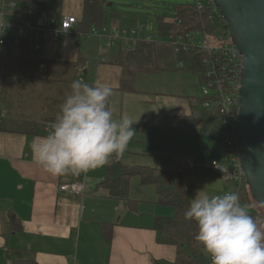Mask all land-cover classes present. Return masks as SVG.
<instances>
[{"label": "crops", "instance_id": "crops-1", "mask_svg": "<svg viewBox=\"0 0 264 264\" xmlns=\"http://www.w3.org/2000/svg\"><path fill=\"white\" fill-rule=\"evenodd\" d=\"M84 1L64 0L61 17L73 16L79 22ZM36 20L29 1L0 0V27L15 29L7 37L9 52L12 56L26 53L33 58L31 62L3 59L0 63V264L18 261L36 264L174 262L176 248L156 241V217L172 214L158 204L153 187L132 180L130 197L137 202L134 209L109 198L106 190H96V185L105 177V166L78 176H52L33 162L32 141L48 134L61 103L71 92V83L77 79L85 82L84 77L89 75L87 62L96 45L93 40L98 41L99 59L103 53L109 57L111 52L101 50L99 38L92 35L79 40L71 32L54 40L51 31L29 37L18 33V29L32 26ZM87 37L91 38L85 40ZM37 41L38 51L33 46ZM138 43L141 42L127 47L119 45L130 54L129 50L134 46L136 50ZM135 57L134 54L132 58ZM79 59L86 61L83 77L69 66ZM99 59L95 62L98 69L95 84L99 82L118 89L122 66L115 63L117 60L99 63ZM124 100L134 103L135 118L147 121L143 110L147 104L143 100L129 93L124 94ZM38 125L42 126L39 131ZM208 169V173L217 176ZM190 175L185 173L187 190ZM73 183L85 186L83 195L60 192L61 186ZM12 215L19 219L18 223L11 224ZM104 226L110 227V238L106 237Z\"/></svg>", "mask_w": 264, "mask_h": 264}, {"label": "rangeland", "instance_id": "rangeland-1", "mask_svg": "<svg viewBox=\"0 0 264 264\" xmlns=\"http://www.w3.org/2000/svg\"><path fill=\"white\" fill-rule=\"evenodd\" d=\"M189 2L190 0H110L109 5L112 4V6L106 14L104 25L109 30L115 31L137 29L140 25H145L148 30L152 24L157 28L158 16L171 17L176 5ZM114 13L118 15L117 19L112 18ZM87 38L85 40L91 37ZM93 43L96 44L95 49L91 51L92 56L87 62L89 75L84 77L85 83L90 85H95V76L98 73L95 62L98 61L100 54L98 41L93 40ZM150 46L149 58L143 63L154 71L135 75L136 92L112 89L110 106L113 109L114 118L127 116L129 119L138 121L132 120V127L136 133L126 151L120 156L122 161L133 163L131 166L147 164L159 169L179 171L184 174V181L185 173L191 174V178L187 180L191 201L197 191L211 195L232 190L224 178L208 173V164L214 159H222L219 151L220 137L213 131L194 132L186 122L177 124L167 119L190 112L188 100L180 96L203 98L199 76L183 71L185 67L181 69L178 67L176 56L170 45L159 43L154 48H152L154 45ZM132 49L129 50L131 54L135 51V46ZM124 50L128 49H122L118 45L110 50L109 57L105 56V53L102 57L106 62H113L123 58L124 53H128ZM122 77L121 75L119 87ZM128 93L147 104L143 107L147 121L140 122L134 117V103L124 100V94ZM135 180L140 182L139 178ZM163 208L174 214L171 207ZM252 210L257 213L258 220L264 223V210L255 201ZM249 213L252 214L251 211Z\"/></svg>", "mask_w": 264, "mask_h": 264}, {"label": "trees", "instance_id": "trees-1", "mask_svg": "<svg viewBox=\"0 0 264 264\" xmlns=\"http://www.w3.org/2000/svg\"><path fill=\"white\" fill-rule=\"evenodd\" d=\"M64 0H32L30 7L32 17L40 18L47 15L50 19L58 23L61 20V12ZM110 0H85L82 19L76 23L72 34L80 40L83 36L91 35L93 29H102L105 27V17L109 12ZM173 20H166L163 16H158V35L162 38L174 39L178 36L207 28L210 32L214 31L215 25L206 16L205 13H198L190 4H181L174 7ZM112 18L117 19L118 15L112 14ZM213 34V33H211ZM158 43H138L135 52L132 54H123L115 62L123 68V77L119 90L122 92H136L134 88V77L137 73L152 72L154 69L146 67L143 62L148 59V52ZM168 44V42H162ZM171 46V45H170ZM172 47V46H171ZM173 48V47H172ZM174 52V50H173ZM136 55V59L132 58ZM132 55V56H131ZM6 57V58H5ZM209 57L205 50H195L181 52L176 56L178 62H183L185 69L189 73H195L199 76L201 83L205 81V68L203 61ZM3 59L15 62H31L33 58L29 55L20 54L12 56L7 45L0 47V63ZM34 62V61H32ZM86 61L79 59L76 63H70V67L76 69L79 76L83 77ZM190 112L185 116H175L167 118L177 124L188 123L194 132L207 133L213 131L215 134L220 133L221 107L215 104V99H209L211 108L206 109L202 106L208 99L187 98ZM110 104V98H109ZM38 131L42 128L38 125ZM33 133V132H32ZM39 133V132H38ZM139 178L144 186H151L155 189L158 204L171 207L174 214L170 217H156L154 231L156 232V241L162 245H169L176 248V258L172 263L160 262L161 264H209V254L203 249L195 239L197 226L194 221L184 219V212L189 207L191 200L184 181V174L179 171L165 170L155 167L130 166L121 160V157L113 156L110 163L105 165V177L96 185V190L104 189L107 191L109 198L122 201L128 207L133 208L137 202L130 197V186L133 179ZM230 189L235 190L240 197L242 204H247L249 212L258 221L257 213L253 212V198L247 179L241 184L236 185L227 182ZM260 206V205H259ZM135 209V207H134ZM263 209V208H262ZM11 224H16L19 219L15 216L10 217ZM106 237L110 238V227L104 226ZM13 264H36L35 262H15Z\"/></svg>", "mask_w": 264, "mask_h": 264}, {"label": "clouds", "instance_id": "clouds-1", "mask_svg": "<svg viewBox=\"0 0 264 264\" xmlns=\"http://www.w3.org/2000/svg\"><path fill=\"white\" fill-rule=\"evenodd\" d=\"M47 135L31 143L33 162L52 176L80 175L120 157L135 131L127 116L114 118L112 88L75 80ZM184 219L197 226L196 241L211 264H264V223L258 222L235 190L197 191Z\"/></svg>", "mask_w": 264, "mask_h": 264}, {"label": "built area", "instance_id": "built-area-1", "mask_svg": "<svg viewBox=\"0 0 264 264\" xmlns=\"http://www.w3.org/2000/svg\"><path fill=\"white\" fill-rule=\"evenodd\" d=\"M188 4L198 13H205L209 17L215 25L214 31L210 32L209 29L203 28L174 39L162 38L158 35V26L155 28L151 23L148 30L145 25H140L137 29H122L120 31L104 27L93 29L91 35L99 38L103 51L111 50L120 43L126 44L127 47L136 42L158 44L168 42L173 47L175 56L184 51L205 50L209 57L203 61L205 81L201 83V87L203 98L208 101H205L202 106L206 109L211 108L209 99L213 98L215 104L221 107V129L218 136L221 139L219 151L222 154V159L212 160L208 164V168L219 177L224 178L226 183L241 185L246 180V175L237 144L236 123L241 108L243 56L232 39L231 25L221 14L214 0H190ZM172 16H174V11ZM171 17H165V19L173 20ZM76 23V17L64 16L61 17L58 27L57 22L44 14L36 20L34 25L17 31L24 37H29L34 33L38 36L41 32L51 31L53 39L57 40L71 33ZM11 32H15V29L10 30L5 25L0 27V47L6 45L8 34ZM33 46L37 51L40 49L38 41ZM104 62L105 58L100 57L99 63ZM178 67L184 68V63L178 62ZM81 80L83 81V79ZM60 192L80 196L84 194L85 186L77 183L67 184L60 187ZM209 264H211L210 255Z\"/></svg>", "mask_w": 264, "mask_h": 264}, {"label": "water", "instance_id": "water-1", "mask_svg": "<svg viewBox=\"0 0 264 264\" xmlns=\"http://www.w3.org/2000/svg\"><path fill=\"white\" fill-rule=\"evenodd\" d=\"M214 1L243 56L237 144L252 198L264 210V0Z\"/></svg>", "mask_w": 264, "mask_h": 264}]
</instances>
